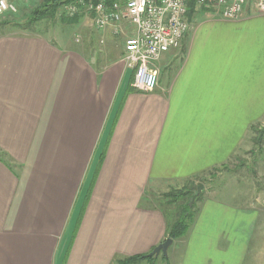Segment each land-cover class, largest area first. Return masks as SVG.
<instances>
[{"label":"crops","instance_id":"obj_1","mask_svg":"<svg viewBox=\"0 0 264 264\" xmlns=\"http://www.w3.org/2000/svg\"><path fill=\"white\" fill-rule=\"evenodd\" d=\"M83 22L84 41L0 35V264L146 255L167 237L156 194L192 181L203 187L191 223L150 264H242L257 214L202 175L246 151L264 118V13L199 9L150 92L133 87L124 37Z\"/></svg>","mask_w":264,"mask_h":264},{"label":"built area","instance_id":"obj_2","mask_svg":"<svg viewBox=\"0 0 264 264\" xmlns=\"http://www.w3.org/2000/svg\"><path fill=\"white\" fill-rule=\"evenodd\" d=\"M195 2L224 19L238 18L248 4L255 12L264 13V0ZM16 9L12 1L0 0V15ZM187 11L188 0H73L60 8L66 17L91 18L95 31L111 28L112 35L124 37L121 61L133 70V87L140 92L156 87L160 57L180 46L189 26Z\"/></svg>","mask_w":264,"mask_h":264},{"label":"rangeland","instance_id":"obj_3","mask_svg":"<svg viewBox=\"0 0 264 264\" xmlns=\"http://www.w3.org/2000/svg\"><path fill=\"white\" fill-rule=\"evenodd\" d=\"M40 1L27 0L16 4V12L7 14L5 17H3L5 14L0 15V35L42 32L54 36L55 31H57L66 34L72 40L80 35L81 41H84L83 34L91 30L89 23L83 22L80 25L62 22L60 17L63 14L60 10L57 11L54 18L47 16L29 24V16ZM93 44L96 48L98 47V37L93 39ZM250 131L251 143L248 149L238 152L224 163L208 170L202 175V180L207 184L214 185L213 187H217V199L232 201L240 206L247 204L254 209L257 214L256 231L249 252L242 264H264V118L255 122L250 127ZM215 175L217 176L215 177ZM215 178H217L216 181ZM198 181H201V177L198 178ZM194 183L192 181L179 186H172L156 194L157 202L162 203L168 209L165 208L168 219H171L170 214L173 210L170 214L168 213L170 206H167V203L171 201L173 196L174 198L177 197L185 188L192 189V186H195ZM197 203L198 199L194 204L195 207ZM165 260L163 255L159 254L152 260H144V262L137 264H150L155 261L156 263H164Z\"/></svg>","mask_w":264,"mask_h":264},{"label":"trees","instance_id":"obj_4","mask_svg":"<svg viewBox=\"0 0 264 264\" xmlns=\"http://www.w3.org/2000/svg\"><path fill=\"white\" fill-rule=\"evenodd\" d=\"M70 1L73 0H41L30 14L28 19L29 24L42 20L47 16H49L50 18H54L57 11L60 10L61 6ZM199 9L205 8L197 6L195 0H188L187 19L190 20L194 16V14L198 12ZM79 17L80 16L78 15H75L73 17H66L62 15L60 19L62 22L75 23L77 22ZM194 191L195 186H192V189L185 188V190L180 192L177 197L174 198L173 196V198H171V203H167V206H170L168 213L170 214L171 210H173L170 214L171 219H169V221L167 222V237H170L173 240L179 238L188 228V222L189 224L191 223L195 214L194 204L196 202V199L191 203V196L193 195ZM172 205L174 207H171ZM165 208L166 206L164 207V209ZM152 259V256L147 257L145 255H135L131 257L116 259L113 264H134L142 260Z\"/></svg>","mask_w":264,"mask_h":264},{"label":"water","instance_id":"obj_5","mask_svg":"<svg viewBox=\"0 0 264 264\" xmlns=\"http://www.w3.org/2000/svg\"><path fill=\"white\" fill-rule=\"evenodd\" d=\"M203 185L198 184L196 187L195 192L191 196V203L194 202L195 198L199 195V193L202 190ZM173 243V239L170 237L165 238L162 242H160L158 245H156L149 253H147L145 256L147 257H157L160 253L166 257L167 256V249L168 247Z\"/></svg>","mask_w":264,"mask_h":264}]
</instances>
